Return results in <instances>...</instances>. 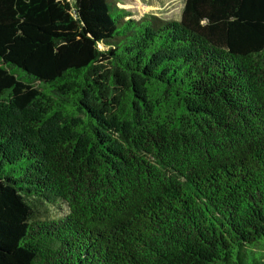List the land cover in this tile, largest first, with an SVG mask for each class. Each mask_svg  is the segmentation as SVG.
I'll list each match as a JSON object with an SVG mask.
<instances>
[{"label": "trees", "instance_id": "trees-1", "mask_svg": "<svg viewBox=\"0 0 264 264\" xmlns=\"http://www.w3.org/2000/svg\"><path fill=\"white\" fill-rule=\"evenodd\" d=\"M118 2L0 0V264H264V0Z\"/></svg>", "mask_w": 264, "mask_h": 264}, {"label": "rangeland", "instance_id": "rangeland-1", "mask_svg": "<svg viewBox=\"0 0 264 264\" xmlns=\"http://www.w3.org/2000/svg\"><path fill=\"white\" fill-rule=\"evenodd\" d=\"M186 0H121L117 6L121 9L131 10L138 19L145 14L156 16L164 21L180 20ZM53 214L64 213L52 208Z\"/></svg>", "mask_w": 264, "mask_h": 264}]
</instances>
